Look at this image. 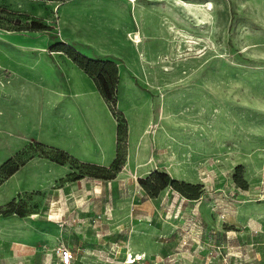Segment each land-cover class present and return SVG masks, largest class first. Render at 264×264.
<instances>
[{"label": "rangeland", "instance_id": "obj_1", "mask_svg": "<svg viewBox=\"0 0 264 264\" xmlns=\"http://www.w3.org/2000/svg\"><path fill=\"white\" fill-rule=\"evenodd\" d=\"M79 56L114 63L115 103ZM154 170L199 196H152ZM59 244L76 264H264V0H0V264Z\"/></svg>", "mask_w": 264, "mask_h": 264}, {"label": "trees", "instance_id": "obj_2", "mask_svg": "<svg viewBox=\"0 0 264 264\" xmlns=\"http://www.w3.org/2000/svg\"><path fill=\"white\" fill-rule=\"evenodd\" d=\"M7 13V11H4ZM27 28H18L17 30H24ZM30 30V29H29ZM58 46L62 48L70 56L69 49L63 44L59 43ZM74 61L86 71L90 76L95 78V83L102 97L107 102L115 103V91L117 86V71L114 63L110 61L101 62L92 59H86L85 57L79 56L74 57ZM119 126H117V134L119 133ZM119 159V153L116 148V155L112 161V164L116 163ZM8 161L2 164V167L7 165ZM241 166L237 167L238 173L235 175V180L238 184L244 185L245 181L241 178L239 173ZM14 170V169H13ZM142 186L152 195L155 196L158 192L167 187L171 186L182 195H186L188 192H193L189 198H197L198 185L190 183L180 182L177 179L171 178L168 173L163 171L154 170L147 177L140 179ZM12 206V203L9 204Z\"/></svg>", "mask_w": 264, "mask_h": 264}, {"label": "built area", "instance_id": "obj_3", "mask_svg": "<svg viewBox=\"0 0 264 264\" xmlns=\"http://www.w3.org/2000/svg\"><path fill=\"white\" fill-rule=\"evenodd\" d=\"M54 254L56 255V264H76V254L68 246L59 244L54 248Z\"/></svg>", "mask_w": 264, "mask_h": 264}, {"label": "crops", "instance_id": "obj_4", "mask_svg": "<svg viewBox=\"0 0 264 264\" xmlns=\"http://www.w3.org/2000/svg\"><path fill=\"white\" fill-rule=\"evenodd\" d=\"M52 50H55V51H59V52H65L62 48H60L59 46H58V44H55V45H53L52 46ZM68 56H70L69 54H68ZM71 57V56H70ZM75 62V61H74ZM75 64L77 65V68H79L84 74H86L87 76H89V77H92V76H90L88 73H86V71L84 70V69H82L76 62H75ZM94 82V81H93ZM96 87V86H95ZM96 89H98V88H96ZM99 96H100V98H101V100L104 102V98L102 97V95L100 94V92H99ZM37 99H36V101H38L39 99H40V97L38 96V97H36ZM45 100H47V98H44V101ZM45 104H48L47 103V101H45ZM91 108V107H90ZM90 110H93L94 111V109L93 108H91ZM99 110H103V105L101 104V102H100V105H99ZM91 113H93V112H90L88 115L91 117ZM91 118H93V116L91 117ZM103 131V135H105V132H104V129L102 130ZM109 137H111V135H109V134H107L106 133V137H105V142H106V144H107V146H109L110 144H111V142H109V144H108V141H109ZM111 140H112V137H111ZM106 147V146H105ZM112 147L113 146H110V148L112 149Z\"/></svg>", "mask_w": 264, "mask_h": 264}, {"label": "bare ground", "instance_id": "obj_5", "mask_svg": "<svg viewBox=\"0 0 264 264\" xmlns=\"http://www.w3.org/2000/svg\"><path fill=\"white\" fill-rule=\"evenodd\" d=\"M131 39H132V42H133V43H139V42H141V36H140V34L137 33V32H135V33L132 35ZM140 257H141V256H139V257H137V258H140ZM131 261H132V259H131V255H129V258H128V261H127V262H131Z\"/></svg>", "mask_w": 264, "mask_h": 264}]
</instances>
